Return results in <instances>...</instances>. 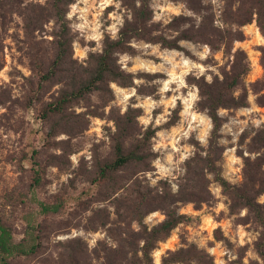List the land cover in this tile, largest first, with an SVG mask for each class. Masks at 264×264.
Wrapping results in <instances>:
<instances>
[{
    "label": "rangeland",
    "instance_id": "1",
    "mask_svg": "<svg viewBox=\"0 0 264 264\" xmlns=\"http://www.w3.org/2000/svg\"><path fill=\"white\" fill-rule=\"evenodd\" d=\"M125 1L76 0L71 4L67 18L73 42L64 48V62L51 81H41L40 68L57 54L58 25L43 16L38 27L28 33L22 16L0 9V218L12 226L17 239L23 237L24 215L39 210L30 199L35 174L21 159L29 143L39 150L43 173L36 192L43 201L53 200L55 195H75L89 187L97 161L112 153L113 116L128 109L140 112L137 120L143 130L157 128L152 138L153 159L145 167L131 168L148 169L138 175L144 186L152 189L167 182L177 191L184 182L187 160L197 152L207 154L213 125L206 111L198 108L199 89L188 77L204 75L211 80L226 59L222 50L213 52L204 43L182 41L184 50H179L135 40L131 52L117 54V65L132 82L130 86L109 82L71 103L64 115L41 118L47 102L89 72L91 56L102 51L104 40L117 36L129 15ZM202 1L211 6L215 24L223 27L224 1ZM31 3L44 6L46 0L24 2ZM151 3L154 20L164 32L176 15L196 17L184 0ZM242 31L245 39L237 40L235 48H243L250 60L246 76L249 106L220 110L224 123L219 145L223 150L217 157L222 175L239 186L245 178V157L249 156L250 171L264 187V165L258 161L264 150L259 145L254 153L247 151L251 137L264 131V106L258 103V95L264 93L259 83L264 78V30L255 18ZM176 116V123L168 125ZM244 133L249 137L243 140ZM208 178L210 200L179 204L184 221L157 244L152 264H264L257 250L259 243L264 245V224L246 207L236 204L231 209L235 201L212 174ZM257 199L264 204V192ZM101 207L113 211L110 201L90 200L86 209L74 207L76 215L60 217L62 227L51 237L48 250L57 252L62 244L75 246L89 264H107V256H131L130 245L139 249L143 244L138 245L136 238L140 225L133 223L128 228L117 222L94 229L99 218L94 210ZM164 218L162 210H154L144 224L151 229ZM26 264H38V259L29 258Z\"/></svg>",
    "mask_w": 264,
    "mask_h": 264
},
{
    "label": "trees",
    "instance_id": "2",
    "mask_svg": "<svg viewBox=\"0 0 264 264\" xmlns=\"http://www.w3.org/2000/svg\"><path fill=\"white\" fill-rule=\"evenodd\" d=\"M75 1L46 0L43 6L34 3L27 5L24 4L25 0H0V9L16 12L25 19L28 33L38 27L43 16L58 25L59 32L55 34L57 54L49 65L40 68L41 81H51L56 77L57 69L65 59L64 48L73 42L69 35L67 14ZM151 1H125L129 15L117 36L104 40L102 51L91 56L92 67L89 72L75 86L63 89L57 97L47 102L41 109V118L47 120L64 115L71 103L80 101L101 85L107 87L109 82L130 86L132 82L126 79L125 71L117 65V54L131 52L135 40L179 50H184L182 41L204 43L213 52L222 50L226 59L220 66L219 74H215L211 80H207L204 75L199 78L192 75L188 77L190 83L196 84L199 89L198 108L206 111L213 125L207 154L204 156L197 152L187 160L184 182L177 191H173L167 182H160L152 189L144 186L138 175L148 169L135 171L131 168L145 167L153 159L152 138L156 135L157 128L150 126L143 130L137 120L140 112L133 113L128 109L113 116L116 130L111 135L112 153L97 161L96 172L89 187L75 195H55L53 200L43 201L36 192L43 173L38 160L39 150L35 144L29 143L21 159L35 174L30 199L37 203L39 210L37 213L28 212L24 215L25 229L20 239L16 238L12 226L0 218V264H26L29 258H37L38 264H89L83 251L75 246L62 244L58 246L57 252L48 249L51 237L62 227L60 217L76 215L74 207L86 209L90 200L98 203L110 201L113 209L110 211L108 207H101L94 210L99 217L94 229L117 222L125 223L128 228L133 223L140 225L136 238L140 241L138 245L143 243L142 246L135 249L134 245H130L131 250L128 252L132 253L131 256L126 255L124 259L116 255L107 256L106 263L152 264V252L157 244L166 240L172 230L184 221V215L178 210L179 204H201L210 200L208 174H212L215 181L221 184L224 193L235 201V204L231 203V209L236 204L246 207L264 224V204L257 199L264 192V187L256 174L250 171V157H245V178L239 186L231 184L222 175L218 164L220 158L217 157L223 150L219 145L224 123L220 110L249 106L246 76L250 71V60L243 48H235V42L245 39L242 27L255 18L264 30V0H223V27L215 24L216 18L211 6H206L202 0H184L196 17L176 15L167 25L166 32L154 20ZM37 7L42 8V11H38ZM259 83L264 89V78ZM258 103L264 106V93L258 95ZM176 117L168 125L175 124L178 119ZM247 137L248 133H244L242 139ZM259 145L264 150V131L251 137L247 143V151L254 153ZM258 161L264 165V154ZM154 210H162L165 218L149 229L144 224V219ZM257 250L264 261V245L259 243ZM139 251L142 252L141 256Z\"/></svg>",
    "mask_w": 264,
    "mask_h": 264
}]
</instances>
